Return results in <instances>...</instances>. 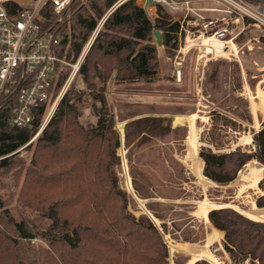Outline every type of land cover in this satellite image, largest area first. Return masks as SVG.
Segmentation results:
<instances>
[{"label":"trees","instance_id":"16d2710c","mask_svg":"<svg viewBox=\"0 0 264 264\" xmlns=\"http://www.w3.org/2000/svg\"><path fill=\"white\" fill-rule=\"evenodd\" d=\"M87 1L89 5L82 4L83 0L74 1L71 20L58 28L62 45H69L75 57L82 52L99 19L118 0ZM8 6L13 15L20 8L12 1ZM45 15L48 18L45 26L49 27L56 17ZM155 30L160 32V41ZM261 41L264 43V36ZM179 42L180 22L161 4H157L154 19L137 0H126L110 12L80 69L91 90V109L98 116L97 125L85 128L80 121L83 99L70 91L39 134L31 162L33 168L28 170L18 198L22 202L23 197H31L33 202L28 203L51 223L40 231L30 219L17 220L6 207L11 197L4 199L0 195V264H166L167 249L159 237L156 249L148 247L152 244L151 234L157 233L156 227L127 213L125 195L110 170L117 162L115 148L119 139L112 128L113 117H108L105 86L97 88V79L104 84L110 78L152 84L168 79L160 73L161 46L166 53L175 55ZM66 75L60 77V86ZM11 113V105L0 110V175L19 164L18 150L35 136L42 115L38 114L33 126L18 127L10 123ZM253 142L255 150L251 152L202 150L205 175L224 184L235 179L251 159L264 166V125L254 133ZM50 160L56 167L61 163L67 165L58 174H47ZM103 169L106 174H100ZM74 176L79 179L77 189L74 183L67 187V181L73 182ZM61 185L62 189H57ZM259 185L264 190V178ZM3 187L0 182V188ZM256 203L264 207V194ZM208 216L216 228L225 232L223 244L235 264L247 259L264 264L263 221L253 220L230 207L213 209ZM35 236H42L49 249L36 253L31 245ZM194 264L211 263L201 259Z\"/></svg>","mask_w":264,"mask_h":264},{"label":"rangeland","instance_id":"374dc122","mask_svg":"<svg viewBox=\"0 0 264 264\" xmlns=\"http://www.w3.org/2000/svg\"><path fill=\"white\" fill-rule=\"evenodd\" d=\"M86 2L85 5L90 4L87 0H83L82 4ZM144 2L137 0L147 15L154 19L157 5L146 6ZM122 3L118 0L99 19L96 36L110 12ZM195 5L215 4L200 1ZM73 13L74 10L71 9L69 12L71 16L66 23L71 20ZM173 17L176 20L182 19L181 16ZM183 24L185 26V23ZM92 35L93 33L90 38ZM96 36L88 48L87 55ZM263 36L264 32L261 30L255 27L247 28L237 38V46L234 47L239 51V58L230 55L231 52L234 53L231 47L230 50L223 49L224 52L229 50L226 54L208 53L206 48L209 46L203 45L200 40H190L188 43L194 45L189 52L183 53L180 49L182 37L175 55L166 53L161 46L160 73L168 79L153 84L139 81L118 82L111 78L104 84L97 79V88L105 86L108 117H113L112 128L119 139V144L115 148L117 162L110 167V170L114 172L118 188L125 195L127 213L137 220L145 219L156 227L157 233L151 234L152 244L150 246L148 244V247L152 251L156 249L157 237H159L167 249L166 264H185L189 259L184 253H172L169 240L202 243L207 233L211 231V225L196 213L199 211L200 201L208 199L221 205L231 202L243 206L250 204L249 199L245 197L246 192H239L240 183L236 180L241 171H247L249 162L254 161L257 167H264L256 159H251L229 183L221 184L214 181L215 184L204 189L183 162L187 152L185 143L189 135V125L188 123L174 125L169 117L177 114H198L196 125L200 128L201 141L199 156L202 150L207 149L215 153H229L236 149L254 151L253 135L264 125V107H262L264 99L261 96L264 92V43L261 41ZM66 52L69 58L74 56L73 52L70 53V48ZM76 58L74 56V60ZM177 69L181 71L180 79L175 74ZM65 73L68 75V67L63 70L62 76ZM114 75L115 73L112 77ZM70 91L78 93L83 99L84 108L80 115L82 124L88 129L96 127L98 116L91 109V90L80 71L74 77L63 99ZM73 101L74 98H71L69 102ZM49 122L40 132L37 131L29 143L18 150L16 158L19 164L0 175V182L4 185L0 188V195L4 199L11 197L6 207L17 220L26 218L35 222L40 231L49 226L51 220L41 217L39 210L28 203L33 202L31 197H23L22 202L18 198L27 172L33 168L31 162L39 134ZM120 124L123 125L122 128ZM247 137H251L252 140L247 142ZM66 165L61 163V166L56 167L50 160L46 172L58 174ZM204 167L205 163L203 165L205 175ZM99 172L107 173L104 169ZM74 174L77 175V171ZM73 178L77 180L67 181V187H72L74 183L77 189L78 186L75 184L79 183V179L77 176ZM128 178L133 191L128 188ZM57 189H62V185ZM263 194L264 190L261 188L253 195L254 200L256 201ZM223 241L224 236L220 242L213 243L212 251L225 264H235L226 251ZM31 245L36 248V253L49 249L48 243L42 236L32 238ZM242 264L254 263L247 259Z\"/></svg>","mask_w":264,"mask_h":264},{"label":"built area","instance_id":"2783aa9c","mask_svg":"<svg viewBox=\"0 0 264 264\" xmlns=\"http://www.w3.org/2000/svg\"><path fill=\"white\" fill-rule=\"evenodd\" d=\"M11 1L20 6L15 15L9 10ZM74 1L0 0V110L11 105L10 123L14 126H33L41 113L40 132L80 71L99 27L76 60L74 56L69 58L66 52L69 47L62 45L58 28L70 18ZM142 1L146 6L161 4L173 16L182 17L177 21L180 22V38L183 37L180 47L183 53L194 45L188 43L189 40L203 43L205 38L208 43L203 45L210 47L209 52L206 48L208 53H213L212 42L217 40L222 49L231 47L234 53L230 55L239 58V51L233 47L237 46V38L250 27L264 32V0H152V4L149 0ZM200 1L215 5H195ZM45 13L56 17L49 27L45 26L48 20ZM66 67L69 73L60 87V77ZM175 74L181 78L179 69Z\"/></svg>","mask_w":264,"mask_h":264},{"label":"bare ground","instance_id":"6f19581e","mask_svg":"<svg viewBox=\"0 0 264 264\" xmlns=\"http://www.w3.org/2000/svg\"><path fill=\"white\" fill-rule=\"evenodd\" d=\"M202 42L203 44H206L208 43V40L203 38ZM212 44L215 47L214 49H212L213 52L223 53V54L227 53L223 51L222 44L220 41L214 40ZM207 51L208 52L210 51L209 47L207 48ZM261 96L264 99V92H262ZM198 117L199 116L196 113H192L188 115L177 114L174 116L173 122L174 125H183L185 123H188L189 135L186 138V143H185L187 144V152L184 156L183 162L187 165L190 172L196 176L197 183L202 185L204 189H207L208 186L215 184V182L205 177V175L203 174L204 162L202 158L199 156V150L201 146V141L199 136L200 128H198V126L196 125V120L198 119ZM120 127L122 128L123 125L120 124ZM251 140H252L251 137L246 138L247 142H250ZM263 175H264V167H257L254 161L248 163L247 171L240 172L236 181L237 183H240L239 192L240 193L246 192L245 197L250 201V204L248 205L243 206L232 202L221 205L208 199H204L200 201L199 211H196V213L198 214L199 217H204L205 221L211 225V231L207 233L205 241L199 243V242H177L174 240H169L170 251L172 253L175 252L184 253L187 256H189V259L185 264H194L199 259H207L211 261L213 264H225L224 262L219 260V258L214 254V252L211 249L213 243L221 241V239L224 236V232L216 228L211 223L208 214L214 208L221 207L224 205H229L236 208L238 211H240L241 213H243L244 215H246L251 219L264 221V208H259V206L257 205L256 201L253 198V195L261 190L259 183L263 178ZM127 185L130 190L132 191L134 190L129 178ZM155 220L159 221L157 218H155Z\"/></svg>","mask_w":264,"mask_h":264},{"label":"water","instance_id":"95a60500","mask_svg":"<svg viewBox=\"0 0 264 264\" xmlns=\"http://www.w3.org/2000/svg\"><path fill=\"white\" fill-rule=\"evenodd\" d=\"M149 3H151L152 4V0H149ZM155 33H156V35H157V38H158V40L160 41V38H161V36H160V32L159 31H157V30H155ZM170 118L171 119H173L174 118V116H170ZM223 207H230V208H234V207H232V206H229V205H224V206H221V207H218V208H223ZM259 208H264V207H259ZM215 209H217V208H215ZM213 210V209H212ZM235 210H237V209H235ZM238 211V210H237ZM240 212V211H239ZM241 213V212H240ZM243 214V213H242ZM244 215V214H243ZM246 216V215H245ZM254 220V219H253ZM264 222V221H263ZM224 232V231H223ZM224 234H225V232H224Z\"/></svg>","mask_w":264,"mask_h":264},{"label":"crops","instance_id":"0c3cea01","mask_svg":"<svg viewBox=\"0 0 264 264\" xmlns=\"http://www.w3.org/2000/svg\"><path fill=\"white\" fill-rule=\"evenodd\" d=\"M169 119L171 120V118L169 117ZM173 120V119H172Z\"/></svg>","mask_w":264,"mask_h":264},{"label":"flooded vegetation","instance_id":"af4514ba","mask_svg":"<svg viewBox=\"0 0 264 264\" xmlns=\"http://www.w3.org/2000/svg\"><path fill=\"white\" fill-rule=\"evenodd\" d=\"M157 123H159V122H157Z\"/></svg>","mask_w":264,"mask_h":264}]
</instances>
